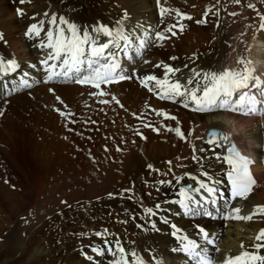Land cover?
<instances>
[{
	"label": "bare ground",
	"instance_id": "bare-ground-1",
	"mask_svg": "<svg viewBox=\"0 0 264 264\" xmlns=\"http://www.w3.org/2000/svg\"><path fill=\"white\" fill-rule=\"evenodd\" d=\"M248 2H255V7L249 8ZM161 8L168 14L162 16ZM177 10L192 19H182ZM205 14L207 23H196ZM53 16L90 32L101 24L116 27L120 21L126 31L137 36L146 33L154 43L133 61L120 53L125 73L133 77L121 83L97 89L49 81L41 63L49 50L41 44L47 41ZM261 17L264 0L239 4L231 0H0V58L19 65L15 72L0 73V140L5 145L4 136L21 146V174L26 180L18 183L21 187L16 191L6 184L0 188V264H111L110 254L101 256L92 249L117 240L145 264H190L186 254L174 251L181 247L176 236L203 243L201 229L215 238L220 251L212 254L217 260L239 254L241 244L254 252L253 238L264 229V217L226 220L215 211L225 212L224 199H218L215 207L204 204L203 210L213 212L207 218L201 216L203 210L185 213L179 201L182 188L188 183L198 188L200 181L228 199L223 172L229 166L223 159L228 145L209 144L205 137L209 127L218 126L253 153L251 168L259 173L248 199L232 204L243 205L242 214L264 205V116L197 113L191 106L185 108L179 98L160 99L158 90L148 91L141 78L163 79L165 66L181 69L182 77L191 74L189 69L242 68L238 61L244 59L251 60L264 79ZM33 24L41 28L40 36L27 35ZM179 24L184 28H173L175 36L166 31ZM156 32L170 38L155 40ZM22 77L29 87H17ZM56 97L63 102L53 109ZM176 128L184 138L169 131ZM33 178L39 181L36 187ZM147 208L155 215L150 216ZM29 210L35 217L21 225L19 215ZM173 224L181 229L175 236ZM259 254L264 255V249Z\"/></svg>",
	"mask_w": 264,
	"mask_h": 264
},
{
	"label": "snow or ice",
	"instance_id": "snow-or-ice-1",
	"mask_svg": "<svg viewBox=\"0 0 264 264\" xmlns=\"http://www.w3.org/2000/svg\"><path fill=\"white\" fill-rule=\"evenodd\" d=\"M20 2L23 3L24 0H20ZM234 2L239 4L241 0H234ZM248 7H254V5L249 4ZM168 11V9L161 8V15L168 14ZM177 14L182 19H192L191 16L179 13L178 10ZM206 17L207 14L204 19L198 20L196 23H207ZM261 19L264 21V17ZM50 23L53 27L46 33V43L41 44V47L49 50L46 58L41 61L48 72L47 79L49 81L59 79L99 89L101 85L132 79V76L125 75L120 53L123 52L124 58L128 61H133L135 57L142 56L143 50L154 43L153 38L146 33L143 36H137L135 32L126 31L120 21L117 22L116 27L97 25L91 32L81 31L77 25L63 17L57 21V18L53 16ZM176 27L183 31V24L172 25L166 31L175 36L177 33L173 31V28ZM260 28L264 30V23H261ZM40 33L41 28L33 24L27 35L29 37H32L33 34L40 36ZM101 37L105 38L103 42ZM169 38L162 32L155 33V40L163 41ZM0 39H3L2 34H0ZM130 51L134 55L130 54ZM50 61L52 63H49ZM238 63L243 67H225L215 71L189 69L191 74L183 77L178 75L181 69L165 66L166 74L163 79L155 75H148L141 78V84L150 92L158 90L156 94L160 99L176 101L179 98L185 108L191 106L192 111L197 113L231 111L242 115L264 116V79L256 74L255 65L251 60L240 59ZM18 67L15 60L0 58V73L6 75L9 72H15ZM150 82L152 86H149ZM29 86L28 81L23 77L17 85V87ZM253 89L255 91H252ZM100 94L106 95L107 93L101 92ZM157 114L175 119L166 113ZM155 130L158 131V129ZM169 131H175L177 135L184 138V134L179 128L169 129ZM208 135L210 137L207 141L209 144L228 145L227 155L223 159L229 165L226 174L231 185L230 200L225 199L223 195L218 196L216 187L200 181L198 188L185 187L180 191L182 199L179 203L183 206L185 213L196 215L203 210L204 204L210 203L215 207L218 199H224L225 212L221 213L219 208H215V211L226 220L252 221L256 216L264 217V205L254 206L251 212L242 214L243 205L237 206L230 202L247 200L252 193L256 186V180L251 173L254 161L244 156L231 142L230 136L221 130L212 129ZM193 159H197V157L194 156ZM160 183L165 182L161 181ZM216 183H220V181H216ZM201 190L208 195L204 196ZM197 195H200L201 198L198 199ZM156 207L159 208V205ZM146 212L150 216L155 215L152 208H147ZM203 214L212 216L213 212L203 210ZM171 227L174 229L172 233L174 236L181 233V229L175 224ZM200 232L203 243L181 234L178 237L181 247L174 249V251L186 254L190 264H264V255L259 254L260 250L264 249V229H261L253 238L256 241L252 244L254 252L244 249V245L241 244L242 251L239 254L228 255L222 260H217L212 254L213 251L216 253L220 251L215 238L210 237V234L204 229H201ZM97 235L101 234L97 233ZM209 245H212L213 248L210 249ZM92 251L101 256L105 252L110 254L113 257L111 264H145L143 258L134 250H126L120 240H117L114 245H108L101 249L93 248ZM87 259L92 260L93 257L88 256ZM156 264H161V262L157 261Z\"/></svg>",
	"mask_w": 264,
	"mask_h": 264
},
{
	"label": "rangeland",
	"instance_id": "rangeland-1",
	"mask_svg": "<svg viewBox=\"0 0 264 264\" xmlns=\"http://www.w3.org/2000/svg\"><path fill=\"white\" fill-rule=\"evenodd\" d=\"M61 1H64V0H61ZM231 2L235 3L234 0L233 1L231 0ZM251 3L252 2H250V3L248 2V4H251ZM252 4H254V7H255V2H253ZM254 7H252V8H254ZM183 14H187V13L184 12ZM257 15H259V14H257ZM257 15H256V17H257ZM2 42L4 45H6L5 41L2 40ZM55 101L57 103H55L54 106H52L53 109H57L56 106L59 103L62 104V102H63L61 99H58L57 97L55 98ZM259 121H262V120H259ZM179 124L181 125V122H179ZM0 134H2V130H0ZM139 136H141L140 133H139ZM2 137L8 142L4 143L5 145H3L2 140H0V188L6 184L10 187L11 190L16 191V190H19L20 185L18 183H21V184L26 183L25 177L21 174L22 148L20 145H17V143H12L14 141L9 142L10 140H7L4 136H2ZM3 138H1V139H3ZM16 138H18V137H16ZM17 147H19L20 149L19 148L17 149ZM213 147H211L212 150H213ZM6 182H8V183H6ZM33 182H34L33 185L37 182L39 184V181L36 182L35 178H33ZM34 186L36 187L38 185L35 184ZM32 199H34V196H32ZM126 208H128V207L126 206ZM202 214H203V212L201 213V216H202ZM20 216H21V218H20ZM0 217H2L1 214H0ZM30 217H35L33 210L32 211L29 210L26 214H20L19 215V221H20L21 225H24L25 222ZM212 220H214V219H212Z\"/></svg>",
	"mask_w": 264,
	"mask_h": 264
}]
</instances>
